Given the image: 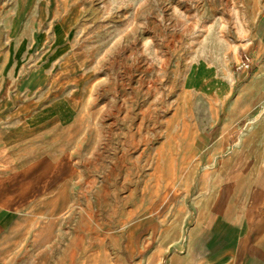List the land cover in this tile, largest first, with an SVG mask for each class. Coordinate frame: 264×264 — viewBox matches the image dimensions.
<instances>
[{"label":"rangeland","instance_id":"obj_1","mask_svg":"<svg viewBox=\"0 0 264 264\" xmlns=\"http://www.w3.org/2000/svg\"><path fill=\"white\" fill-rule=\"evenodd\" d=\"M262 119L264 0H0V264L230 260L197 200Z\"/></svg>","mask_w":264,"mask_h":264},{"label":"crops","instance_id":"obj_2","mask_svg":"<svg viewBox=\"0 0 264 264\" xmlns=\"http://www.w3.org/2000/svg\"><path fill=\"white\" fill-rule=\"evenodd\" d=\"M221 134L219 128L214 135ZM244 141L225 145L222 174L212 176L209 193L197 200L193 229L200 235L220 232V248H234L230 260H218L222 264H264V119L246 132Z\"/></svg>","mask_w":264,"mask_h":264},{"label":"built area","instance_id":"obj_3","mask_svg":"<svg viewBox=\"0 0 264 264\" xmlns=\"http://www.w3.org/2000/svg\"><path fill=\"white\" fill-rule=\"evenodd\" d=\"M237 69H240V67H238Z\"/></svg>","mask_w":264,"mask_h":264}]
</instances>
